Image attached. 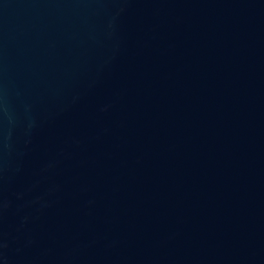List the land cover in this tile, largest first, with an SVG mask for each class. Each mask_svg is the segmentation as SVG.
Listing matches in <instances>:
<instances>
[{"label": "water", "instance_id": "obj_1", "mask_svg": "<svg viewBox=\"0 0 264 264\" xmlns=\"http://www.w3.org/2000/svg\"><path fill=\"white\" fill-rule=\"evenodd\" d=\"M0 264H264V0H0Z\"/></svg>", "mask_w": 264, "mask_h": 264}]
</instances>
